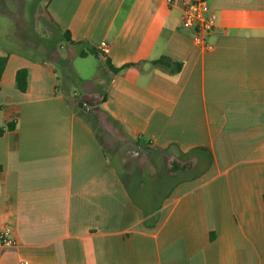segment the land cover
I'll use <instances>...</instances> for the list:
<instances>
[{
    "label": "crops",
    "instance_id": "crops-1",
    "mask_svg": "<svg viewBox=\"0 0 264 264\" xmlns=\"http://www.w3.org/2000/svg\"><path fill=\"white\" fill-rule=\"evenodd\" d=\"M206 1L212 51L182 27L185 0H0L20 31L0 44V128L16 122L0 137V231L18 243L0 264H264V0ZM66 31L85 44L64 55ZM90 46L109 53L78 57ZM91 56V79L62 83ZM164 56L181 71L151 64Z\"/></svg>",
    "mask_w": 264,
    "mask_h": 264
},
{
    "label": "built area",
    "instance_id": "built-area-1",
    "mask_svg": "<svg viewBox=\"0 0 264 264\" xmlns=\"http://www.w3.org/2000/svg\"><path fill=\"white\" fill-rule=\"evenodd\" d=\"M171 3L172 0H164ZM217 15L212 12L206 0H185L181 24L186 30L192 31L194 42L203 46L207 51H212L214 46L207 43V37L216 27ZM109 53V48L105 47L102 51L103 55ZM87 106L86 103L83 104ZM18 245L13 230L6 227L0 231V250L14 249Z\"/></svg>",
    "mask_w": 264,
    "mask_h": 264
},
{
    "label": "rangeland",
    "instance_id": "rangeland-1",
    "mask_svg": "<svg viewBox=\"0 0 264 264\" xmlns=\"http://www.w3.org/2000/svg\"><path fill=\"white\" fill-rule=\"evenodd\" d=\"M33 1V0H31ZM43 1V0H42ZM37 2L36 3H31V4H27L26 6V11L27 12H31L33 13V9L34 7L37 6ZM40 5V4H39ZM37 10L35 11V14H40L39 11H41L40 8L36 7ZM38 16L35 17V19L38 21ZM36 33H37V37H41V38H49V32H48V29L46 26H44L40 21L37 22V26H36ZM8 35H7V34ZM20 31L16 28H14L11 23L9 21H7L6 19L2 18L0 20V44H7V40L8 38H14V37H20ZM13 44V43H12ZM65 45V47H63V49H61V47L59 45H55V48H56V53L54 52H50L48 51L47 56L48 57H45L46 60H48L50 63L53 64V66H57V59H59L60 55H58L59 53V50L62 51L60 52L61 53H64V55L66 54V42L64 41L63 43ZM74 50H78V49H74ZM32 55H37V53H31ZM72 71L73 73H75L74 75L75 76H71L70 75V78L72 80H74L75 82L77 81H82L84 82L85 80H89L91 79L97 72L98 70V61L94 58V57H89L88 59H81V58H77L75 59L73 62H72ZM62 66V65H61ZM62 71L59 70V73L61 74V81L62 83L64 84L65 80H64V77L65 75L64 74H68L69 73V70H68V65H64L62 66ZM64 70V71H63ZM77 71L80 75V78H78L77 76ZM64 72V73H63ZM83 78V79H81ZM86 103L87 106H84L83 104ZM81 105H82V108L83 109H86L88 107H90V103L87 101V100H82L81 102Z\"/></svg>",
    "mask_w": 264,
    "mask_h": 264
},
{
    "label": "trees",
    "instance_id": "trees-1",
    "mask_svg": "<svg viewBox=\"0 0 264 264\" xmlns=\"http://www.w3.org/2000/svg\"><path fill=\"white\" fill-rule=\"evenodd\" d=\"M64 39L66 41V43L70 46H73L75 44H79V45H83L85 43L81 42V43H76L72 40L71 34L69 31H66L64 33ZM89 54H94V55H101L102 53L97 50L94 47H89L88 51H81L80 53H78V57L81 58H85L87 57ZM8 62V56H0V91H1V81L3 78V74L5 72V68ZM106 65L111 69L112 72L114 73H118L121 72L123 70H125L126 68L132 66V64L130 65H125L121 68H116L112 65V63L110 62V60L106 59L105 61ZM155 68L158 69H162L164 71H167L169 73H177L181 71L182 65L178 62L173 61L171 58L169 57H162L161 59L157 60V61H153L151 63ZM68 70H69V74H71V76H75L72 71V67L69 65L68 66ZM72 80V79H71ZM16 88L18 91L25 93L28 89V70L27 69H20L17 74H16ZM82 107V105H80ZM16 128V122L12 121L7 123L5 128H0V137L3 136L6 132L8 131H13ZM191 168V164H181L179 162H173L170 168V172L174 173L177 171H187Z\"/></svg>",
    "mask_w": 264,
    "mask_h": 264
}]
</instances>
